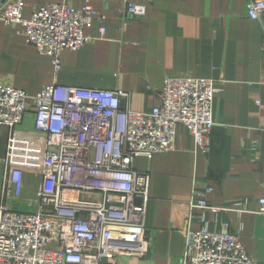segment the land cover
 <instances>
[{
	"label": "built area",
	"instance_id": "2783aa9c",
	"mask_svg": "<svg viewBox=\"0 0 264 264\" xmlns=\"http://www.w3.org/2000/svg\"><path fill=\"white\" fill-rule=\"evenodd\" d=\"M25 5L7 0L0 20L20 26L57 70L61 53L83 47L95 18H105L89 1L80 8L46 3L29 18ZM145 13L144 3L126 4L127 16ZM247 15L260 23L264 53V0H248ZM216 92L211 78L167 75L160 103L138 112L122 107V90L54 83L32 95L0 83V124L10 129L2 161L0 264H150L152 239L144 225L150 176L133 162L173 150L180 125L207 151ZM28 122L31 131L21 128ZM26 174L38 179L35 198L27 200L35 209L15 206L24 200ZM212 191L194 188L184 205L182 263L258 264L237 233L211 229L206 212L223 210L208 201ZM257 212L264 215V194Z\"/></svg>",
	"mask_w": 264,
	"mask_h": 264
},
{
	"label": "crops",
	"instance_id": "0c3cea01",
	"mask_svg": "<svg viewBox=\"0 0 264 264\" xmlns=\"http://www.w3.org/2000/svg\"><path fill=\"white\" fill-rule=\"evenodd\" d=\"M87 1L105 18H95L83 47L61 53L59 70L20 26L0 20V83L32 95L54 83L122 90V107L143 112L160 103L167 75L213 79L215 126L207 151L180 125L173 150L133 162L150 176L144 225L152 244L145 261L183 264L184 205L194 188L209 186L208 201L223 209L206 212L211 229L237 233L248 254L264 264V215L257 212L264 194V53L248 0H25L23 14L29 18L46 3L80 8ZM130 2L144 3L146 13L127 16ZM9 137V127L0 124V206ZM31 181L38 184L26 174L25 184Z\"/></svg>",
	"mask_w": 264,
	"mask_h": 264
},
{
	"label": "rangeland",
	"instance_id": "374dc122",
	"mask_svg": "<svg viewBox=\"0 0 264 264\" xmlns=\"http://www.w3.org/2000/svg\"><path fill=\"white\" fill-rule=\"evenodd\" d=\"M36 189H37V183L34 184L33 181H31L29 184H27L25 186L24 194H23L24 200L19 201L18 204H15L16 208L27 209V210L35 209L36 206L27 205V200L35 198Z\"/></svg>",
	"mask_w": 264,
	"mask_h": 264
}]
</instances>
